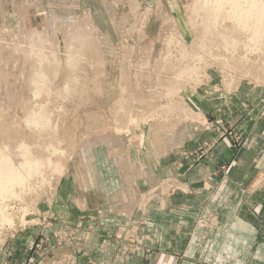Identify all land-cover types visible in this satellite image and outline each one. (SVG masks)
<instances>
[{
  "label": "rangeland",
  "instance_id": "1",
  "mask_svg": "<svg viewBox=\"0 0 264 264\" xmlns=\"http://www.w3.org/2000/svg\"><path fill=\"white\" fill-rule=\"evenodd\" d=\"M197 2L0 0V160L22 178L0 196V264H68V246L79 253L99 224L117 226L107 240L118 253L136 251V220L97 209L94 190L82 211L91 180L109 191L131 173L128 157L148 155L155 173L174 172L178 157L190 172L222 138L246 146L242 131L264 122V13L258 25ZM173 185L147 200L158 206ZM208 214L196 230L213 228Z\"/></svg>",
  "mask_w": 264,
  "mask_h": 264
},
{
  "label": "crops",
  "instance_id": "2",
  "mask_svg": "<svg viewBox=\"0 0 264 264\" xmlns=\"http://www.w3.org/2000/svg\"><path fill=\"white\" fill-rule=\"evenodd\" d=\"M241 123L245 127L243 121L238 125ZM246 131L241 134L247 137L246 146L235 148L227 138L213 145L203 161L206 166L203 170L195 167L184 172L189 163L177 157L181 161L174 164V172L163 168L155 173L151 159L143 155L145 160L128 157L131 173L113 178L109 191L104 187L103 177L91 180L87 193L81 195L82 211L87 214L93 211L89 202L94 190L97 209L108 206L106 214L114 211L113 216L136 220L133 232L139 242L140 236L144 237L135 246L136 251L118 250L119 254L115 242L107 240L117 226H91L82 232L88 240L78 244L82 247L78 248L79 253L72 252L75 246H68L67 251L72 252L68 254V264H92L94 260L101 264H264V122L257 119ZM221 164L229 165L228 177L217 195ZM168 182L174 184L176 194H166L158 206L147 200L153 186L161 188ZM222 196L224 202L219 204L223 207L218 208ZM199 212L209 213L213 218L209 232L194 227ZM154 214L161 217L151 221ZM60 260L53 264H62Z\"/></svg>",
  "mask_w": 264,
  "mask_h": 264
},
{
  "label": "bare ground",
  "instance_id": "3",
  "mask_svg": "<svg viewBox=\"0 0 264 264\" xmlns=\"http://www.w3.org/2000/svg\"><path fill=\"white\" fill-rule=\"evenodd\" d=\"M199 2V0H198ZM197 2V3H198ZM197 8H201L204 10L207 8L208 12L206 14H209V16H214L217 14H221L220 10L222 9H230V10H234L233 12L235 13V19L236 20L238 18V20L240 19H244V20H248L246 22H249V20H252L254 22H256V24L260 25L262 24V13H264V0H203V4L202 3H198V6L196 5ZM195 7V8H196ZM202 10V11H203ZM206 10V11H207ZM205 11V12H206ZM204 12V11H203ZM226 13V12H225ZM208 16V15H207ZM237 17V18H236ZM248 17V19H247ZM246 24V23H245ZM253 24V23H251ZM250 25V24H249ZM255 25V23H254ZM252 26V25H251ZM22 27V26H21ZM256 28V27H255ZM263 28V27H262ZM18 34V32H17ZM254 36H259V32H254ZM254 40V39H253ZM74 43V42H72ZM77 43V42H76ZM79 43H81V41H79ZM253 44L254 41H252ZM70 44V43H69ZM74 45V44H72ZM79 45V44H78ZM81 46V45H79ZM50 47V46H49ZM59 61V60H58ZM25 162V160H24ZM27 162V161H26ZM9 163V162H8ZM24 163H22L23 165ZM27 164L26 167L29 166H33V164L31 163H25ZM35 165V164H34ZM12 166V165H11ZM30 168H34V167H30ZM24 170V169H23ZM32 170V169H31ZM15 171V170H14ZM14 171L12 170V168H10V165L7 164V160H0V196L2 194H4L5 192L8 191L7 188L10 187L9 191H11V188L14 185H19L21 186V182H22V178L20 177L21 175H19L18 173H14ZM18 171V170H17ZM31 172V171H30ZM29 172V173H30ZM23 173V172H22ZM34 173V172H33ZM29 175V174H28ZM27 175V176H28ZM14 181L13 185L12 182ZM17 184H16V183ZM24 182V181H23ZM12 187H11V186ZM17 187V188H18ZM22 187V186H21ZM24 187V186H23ZM16 188V187H15ZM3 189H7V191L4 192ZM14 189V187H13ZM12 189V190H13ZM3 190V193H2ZM12 192V191H11ZM2 193V194H1ZM10 193V192H9ZM6 195V194H4ZM8 195V194H7ZM11 195V194H10ZM15 195V194H13ZM3 196V195H2ZM5 197V196H4ZM7 197V196H6ZM17 197V195H16ZM11 198V197H10ZM13 198V197H12ZM3 199V198H1ZM0 199V200H1ZM7 199V198H6ZM5 199V200H6ZM9 199V198H8ZM4 200V201H5ZM3 202V201H2ZM2 209V208H1ZM3 213V212H1Z\"/></svg>",
  "mask_w": 264,
  "mask_h": 264
}]
</instances>
